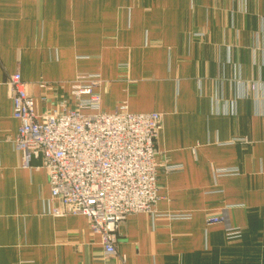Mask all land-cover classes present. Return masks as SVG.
Here are the masks:
<instances>
[{
	"label": "crops",
	"instance_id": "1",
	"mask_svg": "<svg viewBox=\"0 0 264 264\" xmlns=\"http://www.w3.org/2000/svg\"><path fill=\"white\" fill-rule=\"evenodd\" d=\"M15 72L38 113L58 99L39 84L66 91L76 76L98 74L102 111L125 103L162 115L154 214L125 218L116 255L105 257L85 215L48 213L41 161L24 162L12 144ZM228 229L241 237L227 240ZM121 256L264 264V0H0V264H121Z\"/></svg>",
	"mask_w": 264,
	"mask_h": 264
},
{
	"label": "built area",
	"instance_id": "2",
	"mask_svg": "<svg viewBox=\"0 0 264 264\" xmlns=\"http://www.w3.org/2000/svg\"><path fill=\"white\" fill-rule=\"evenodd\" d=\"M101 85L98 74L76 76L66 91L62 84H39L41 89L56 92L58 99L56 106L38 113L36 100L20 74L15 72L7 79L12 116L19 122L12 144L24 162L41 161L50 189L48 213L85 215L90 230L99 235L105 257L110 258L116 255V232L125 218L154 214L161 166L155 141L162 115L131 113L125 103L111 113L104 112ZM39 100L45 102L46 96ZM219 222L220 218H212L207 224ZM224 234L227 240L241 237L239 229ZM120 260L125 264L123 256Z\"/></svg>",
	"mask_w": 264,
	"mask_h": 264
},
{
	"label": "rangeland",
	"instance_id": "3",
	"mask_svg": "<svg viewBox=\"0 0 264 264\" xmlns=\"http://www.w3.org/2000/svg\"><path fill=\"white\" fill-rule=\"evenodd\" d=\"M251 250H253L256 253V249L255 248H252ZM238 258H240V257H238ZM239 261H240L239 259H236V260H234L233 264H239L240 263Z\"/></svg>",
	"mask_w": 264,
	"mask_h": 264
}]
</instances>
